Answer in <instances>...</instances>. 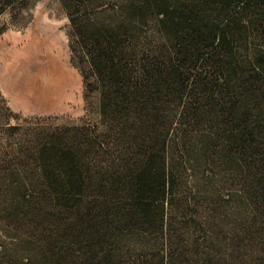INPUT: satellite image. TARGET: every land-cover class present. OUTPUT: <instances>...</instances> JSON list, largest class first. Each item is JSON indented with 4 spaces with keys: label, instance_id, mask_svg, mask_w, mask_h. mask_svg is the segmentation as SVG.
<instances>
[{
    "label": "trees",
    "instance_id": "16d2710c",
    "mask_svg": "<svg viewBox=\"0 0 264 264\" xmlns=\"http://www.w3.org/2000/svg\"><path fill=\"white\" fill-rule=\"evenodd\" d=\"M72 22L103 129L1 145L0 231L15 245L0 264H264V0H128L120 17ZM195 158L208 181L220 169L202 219L180 199Z\"/></svg>",
    "mask_w": 264,
    "mask_h": 264
},
{
    "label": "rangeland",
    "instance_id": "374dc122",
    "mask_svg": "<svg viewBox=\"0 0 264 264\" xmlns=\"http://www.w3.org/2000/svg\"><path fill=\"white\" fill-rule=\"evenodd\" d=\"M127 4L128 0H97L79 9L67 0H20L0 15V152L31 131L103 129L101 93L72 18L92 14L101 21L114 19ZM99 5L105 12L97 11ZM151 28L152 23L143 30L151 33ZM192 164L180 199L191 200L190 211L202 219L219 208L220 169L215 168L214 179L208 181L203 161L195 158ZM198 235L202 242L206 233ZM11 237L0 231V249L13 250Z\"/></svg>",
    "mask_w": 264,
    "mask_h": 264
}]
</instances>
